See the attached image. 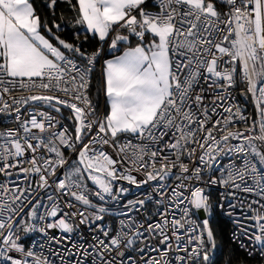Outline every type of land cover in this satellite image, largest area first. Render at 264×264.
Segmentation results:
<instances>
[{"label":"built area","instance_id":"1","mask_svg":"<svg viewBox=\"0 0 264 264\" xmlns=\"http://www.w3.org/2000/svg\"><path fill=\"white\" fill-rule=\"evenodd\" d=\"M205 1L130 4L110 31L135 13L171 29V90L133 134L88 91L108 38L48 49L34 76L0 62V264H214L197 193L264 264V0Z\"/></svg>","mask_w":264,"mask_h":264},{"label":"crops","instance_id":"2","mask_svg":"<svg viewBox=\"0 0 264 264\" xmlns=\"http://www.w3.org/2000/svg\"><path fill=\"white\" fill-rule=\"evenodd\" d=\"M77 1L84 29L89 33L96 34L100 40L106 41L111 26L124 20V8L145 0ZM182 1L194 5L209 15L215 13L207 6L205 0ZM136 23L145 29L144 36L147 37L145 49L140 45L128 46L118 54L109 56L106 61H113V68H116L115 63L125 60L124 65L128 71L130 69L131 71L146 70L143 80L152 81V85L159 91L156 97L155 112L169 93L171 86L167 49V36L171 29L168 24H160L154 20L145 19L139 13L131 15L125 21V24L130 26L132 30ZM114 42L116 43L115 40ZM117 45L114 50L117 49ZM52 47L50 40L40 30L38 18L34 15L29 0H0V62L5 64L10 74L15 76L36 75L41 67L52 63V59L46 53ZM131 79L138 80L135 77ZM118 80V87L129 89V96L126 95L122 98L117 90L108 102L105 91L107 110L112 104L116 108H123V102H127L128 97L133 98L132 95L140 87L138 82L132 86L126 77L123 79L118 77Z\"/></svg>","mask_w":264,"mask_h":264},{"label":"trees","instance_id":"3","mask_svg":"<svg viewBox=\"0 0 264 264\" xmlns=\"http://www.w3.org/2000/svg\"><path fill=\"white\" fill-rule=\"evenodd\" d=\"M33 8L34 15L37 16L39 21L40 30L43 35L47 37L52 43L53 47L58 44L51 38L48 32H52L59 36L61 39L79 46L82 53L94 52L101 49L105 41H102L94 33H89L84 29V23L81 21V14L78 8L77 0H29ZM138 23L134 26V29H138ZM132 28L127 24H123L116 31L130 35V45H117V49L112 52H108V46L110 42L114 41L110 38L106 44L105 59L109 56H113L121 52L128 46H135L137 42H140L144 47L147 44V37L137 40L135 34L131 33ZM145 34V33H144ZM59 47V46H58ZM60 48V47H59ZM61 49V48H60ZM62 50V49H61ZM63 51V50H62ZM63 54L66 53L63 51ZM105 61V60H104ZM170 66V65H169ZM103 67L97 64L89 72V88L88 91L91 96L93 104L99 108L104 100L105 113L107 112V102L103 90ZM171 82V80H170ZM171 90V86H170ZM170 92V91H169ZM169 94V93H168ZM167 94V95H168ZM167 97V96H166ZM165 97V98H166ZM164 98V99H165ZM107 116V114H106ZM120 134H130L128 132H122ZM119 135V134H118ZM209 231L212 234L215 243L217 245V258L214 264H257L255 260L244 255L237 250L229 240V224L228 222L216 211V208L212 205L209 208L208 215Z\"/></svg>","mask_w":264,"mask_h":264},{"label":"rangeland","instance_id":"4","mask_svg":"<svg viewBox=\"0 0 264 264\" xmlns=\"http://www.w3.org/2000/svg\"><path fill=\"white\" fill-rule=\"evenodd\" d=\"M113 26L114 25L111 26L110 31L112 30ZM141 29L145 30L143 27H139L137 31ZM137 31H135L134 34H136ZM110 38H113V34L110 36ZM110 38H108L109 41H110ZM135 38L137 40L140 39V38H137L136 36ZM139 45H140V42H137L135 46H139ZM115 46H116V43L114 41L110 42L108 46V51L110 52L113 51ZM135 46H132V47H135ZM140 46L144 48L142 44ZM56 50L63 53V51L57 45H56ZM108 58H106L105 61ZM113 63H114L113 61H106L103 67V78H102L103 86H104L103 90H104V94L106 91V99L108 100V102L111 100V98L113 97L114 93H116L117 90H118V93L122 95V98L125 97L126 95L129 96V93H130L129 89H123V88L118 87L119 86L118 77L122 79L126 77L128 83H132L131 84L132 86H135L137 82H138V85H140V87H138L137 90L132 95L133 98L130 99L128 97L127 102H123V106H124L123 108H116L112 104L107 110L105 130H107L113 137H116L118 134L122 132H128L131 134L135 133L136 131L138 132L143 126L151 122L157 110L156 109L154 112V108L156 104V97L159 91L158 89H156L154 85H152V81L143 80V77L146 73L145 69H143L142 71L140 70L131 71L130 69L128 71L124 65L125 60H122L119 63H115L116 68L112 67ZM113 70H116V71H113ZM132 77H135L138 80H133L131 79ZM107 107H108V104H107ZM62 113L64 114L65 110H62ZM68 116L70 120H73V117L76 118V114L73 112H69V111H68ZM196 205L200 209V214H201L200 217H201L202 222L205 224L206 227H209L208 226L209 208H207L205 203L202 201V196L200 193L196 194ZM209 234L213 238L212 234L211 233Z\"/></svg>","mask_w":264,"mask_h":264},{"label":"water","instance_id":"5","mask_svg":"<svg viewBox=\"0 0 264 264\" xmlns=\"http://www.w3.org/2000/svg\"><path fill=\"white\" fill-rule=\"evenodd\" d=\"M136 31V29H133L131 31V33H134ZM49 36L51 38H53L56 43L58 44V46L67 54H72L75 46L63 39H61L59 36H57L56 34L52 33V32H48ZM113 39L116 41L117 44L120 45H130V35L128 34H124L121 32H117L113 35Z\"/></svg>","mask_w":264,"mask_h":264}]
</instances>
